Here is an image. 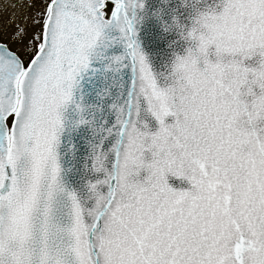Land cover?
Masks as SVG:
<instances>
[{
    "label": "snow or ice",
    "instance_id": "6c2138e0",
    "mask_svg": "<svg viewBox=\"0 0 264 264\" xmlns=\"http://www.w3.org/2000/svg\"><path fill=\"white\" fill-rule=\"evenodd\" d=\"M0 264H264V0H0Z\"/></svg>",
    "mask_w": 264,
    "mask_h": 264
}]
</instances>
